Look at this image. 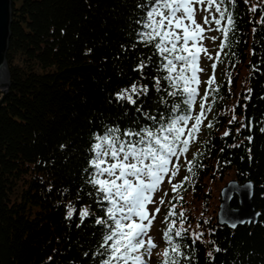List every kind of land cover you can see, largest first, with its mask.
I'll list each match as a JSON object with an SVG mask.
<instances>
[{"label": "trees", "instance_id": "trees-1", "mask_svg": "<svg viewBox=\"0 0 264 264\" xmlns=\"http://www.w3.org/2000/svg\"><path fill=\"white\" fill-rule=\"evenodd\" d=\"M142 3L145 0H12L9 87L5 94L0 90V264H98L93 252L102 228L95 219L104 213L85 171L93 134L150 123L135 107L114 98L134 81L150 89L139 102L144 112L168 115L159 103L163 93L152 88L156 58L143 79L133 71L141 58L153 54V48L137 43L135 36L140 30L136 21L144 16L145 10L137 7ZM253 5L258 6L254 13L249 11ZM233 14L235 30L213 87L219 86L214 103L210 95L208 122L213 127L206 124L205 136L189 157L202 153L194 174L184 173L191 177L184 182L186 193L202 205L205 218L198 217L199 230H181L202 232L203 237L194 244L190 234L177 238L191 257L181 264H264V25L258 23L264 2L236 0ZM233 115L237 121L229 125ZM242 120L251 121L252 128L237 133ZM226 130L231 132L228 137L223 136ZM227 174L240 184L252 182V204L260 222L234 229L216 225L208 183ZM175 201L185 205L184 198ZM69 204L76 209L71 218ZM85 206L93 215L81 223L79 211ZM231 206H237V197ZM210 251L214 259L208 257Z\"/></svg>", "mask_w": 264, "mask_h": 264}, {"label": "snow or ice", "instance_id": "snow-or-ice-1", "mask_svg": "<svg viewBox=\"0 0 264 264\" xmlns=\"http://www.w3.org/2000/svg\"><path fill=\"white\" fill-rule=\"evenodd\" d=\"M235 3L236 0H145V3L137 5L145 10L143 18L136 21L140 26V30L135 33L137 43L151 46L153 54L146 59L141 58L133 71L139 72L143 79L144 70L152 67L153 57L156 58L154 66L157 74L152 77V88L157 93H163L159 103L165 106L168 115L144 112L139 102L149 95L150 89L147 84L134 81L114 93V98L118 104L135 107L150 123L124 130L113 126L102 133L93 134L89 168L85 171L88 173L86 183L92 186L95 201L104 213L95 219V224L102 228L100 240L93 252L98 264H146L145 256H150L157 247L149 235L153 221L157 218L156 213L161 210L156 206L154 194L165 177L171 182L180 171L174 160H179L182 154L187 153L190 142L196 139L206 112L212 109V104L205 106L208 97L212 96L213 103L217 99L219 86L212 87L217 65L212 63L213 76L202 82L198 75L205 72L200 66L201 53L208 60H219L220 52L231 46L229 37L235 30ZM257 7L253 5L249 11L254 13ZM198 14L203 15L202 23L197 21ZM258 23L264 25V14ZM212 31L219 32L222 37L220 51L215 58L203 43L206 38L212 41L219 38L205 36L206 32ZM132 47L135 48L136 44ZM252 67L254 71L259 70L256 65ZM228 82L231 83V73L228 74ZM202 83L208 87L200 97L199 113L193 115L192 108L197 103ZM248 93H251V89H248ZM169 98H179L181 102H170ZM189 121H192L190 125ZM236 121L237 117L233 115L228 123L231 125ZM240 123L241 128L236 129L237 133L244 128L250 130L252 126L251 121L242 120ZM207 127L212 128L213 123L209 121ZM261 131L264 132V127ZM230 135V130L223 133L224 137ZM247 139L251 141L252 137ZM198 155L202 153H194L193 160L187 161L189 173L194 174ZM190 179V176H185L179 184H172V191L178 193L184 182ZM174 199L182 200L183 197L177 195ZM164 202L161 197L159 204ZM149 205L154 206L151 212ZM175 208L176 205L172 204L164 218L168 223L163 232L166 247L160 253L163 257L161 264H181L182 260H191L177 238L182 240L190 234L194 244L203 237L202 232L189 233L188 229H178L176 220H169L170 217L178 216L180 223H184V212L177 213ZM75 211V207L69 204L67 218H71ZM91 215L87 206L80 209L81 223ZM232 226L236 225L233 223ZM213 251L220 249L214 247ZM213 251L208 253L210 259H214Z\"/></svg>", "mask_w": 264, "mask_h": 264}, {"label": "rangeland", "instance_id": "rangeland-1", "mask_svg": "<svg viewBox=\"0 0 264 264\" xmlns=\"http://www.w3.org/2000/svg\"><path fill=\"white\" fill-rule=\"evenodd\" d=\"M196 18H197L198 22H200V23L203 22V15L202 14H198ZM205 36L206 37H219L215 41H212V40L207 39V38L203 41L204 46L208 49L209 53L215 58L216 53L218 51H220L219 44H220V41L222 39L221 34L217 31H212V32H206ZM223 53H224V50L220 52L219 60H215V59L208 60L204 57L203 53H201L200 66L205 69V72L199 73L198 75H199L202 82H206L209 79V77L213 76V69L211 67L212 63H216V65H217V67L215 69V83L212 87H214L216 85V82L219 81L220 74L222 71ZM207 87H208V85L206 83H202L199 86L200 95L197 97V103L193 105V108H192V114L193 115L199 113V111H200V109H199L200 97L203 96V93ZM210 102L211 101H210V96H209L205 106L207 107V105L210 104ZM211 112H212V109H211V111L206 112L204 123L201 125L200 131L196 134V139L194 141L190 142L188 152L182 154L179 160H174V163L180 168V171L178 172V174L171 179V182L168 181V177H165L164 182L160 185L158 191L154 194V199L157 202L156 206H159L161 210L159 213H156L157 218L153 221V226L149 232V235L153 238L157 247L152 250V253L150 256H145L146 264H161V261L163 260V257H162V255H160V253H162L166 247V241L163 238V232L166 230L167 223H168L165 221L164 218L168 214L169 209H170L172 204L176 205L175 211L177 213H179L180 211H183L185 214V220H184L183 224H181L180 221L177 220L175 217L169 218V220H176L177 221L176 227L178 229H182V228L190 227V226L195 230H199V228H200V226H199V228H197L198 217L199 216L203 217V213H205V211L202 210V205H200V203L192 201V199L190 197V193L189 192L186 193L187 186L183 185V187L179 190L178 193H174L172 191V184H179L184 179V177H185L184 173H187V171H185V169H186L185 166H187V161L189 160L190 155L192 154L196 145L198 144L197 142L198 141L200 142L201 138H203L205 136V127H206V124L208 123ZM191 123H192V121H189V125ZM169 167L171 168L172 164H170ZM230 179H235V178L230 177V175L227 174L222 181L218 182V180H217V181H215L214 184L208 183V187L210 188V194L212 197V198L210 197L211 198L210 208L214 209V207H215V214H216L217 205L219 203V201H217V199L219 200L220 189ZM205 192H207V190ZM177 195L182 196L185 199V205H182V204H184V201H182V203L175 201L176 199H174V197H176ZM161 197L165 201L163 204H159V200L161 199ZM148 207H149V210L151 212L154 206L149 205ZM187 214L189 215L188 219H186ZM191 216H192V219H191ZM176 217L178 218V216H176ZM203 218H205V217H203Z\"/></svg>", "mask_w": 264, "mask_h": 264}, {"label": "water", "instance_id": "water-1", "mask_svg": "<svg viewBox=\"0 0 264 264\" xmlns=\"http://www.w3.org/2000/svg\"><path fill=\"white\" fill-rule=\"evenodd\" d=\"M12 0H0V90L6 93L9 87L7 50L11 36ZM2 98L0 99V106ZM264 127V124H263ZM253 184L250 181L239 183L230 179L219 192V204L216 210L215 222L218 227L227 226L234 229L239 225H255L260 222L259 212L252 204ZM237 197V206H231V201ZM233 223L236 225L233 227Z\"/></svg>", "mask_w": 264, "mask_h": 264}, {"label": "flooded vegetation", "instance_id": "flooded-vegetation-1", "mask_svg": "<svg viewBox=\"0 0 264 264\" xmlns=\"http://www.w3.org/2000/svg\"><path fill=\"white\" fill-rule=\"evenodd\" d=\"M252 128V127H251ZM186 167V169H185V171H187V166H185ZM186 176V175H185Z\"/></svg>", "mask_w": 264, "mask_h": 264}]
</instances>
